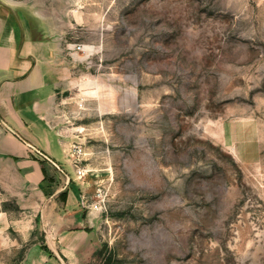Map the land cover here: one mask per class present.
<instances>
[{"label": "rangeland", "instance_id": "1", "mask_svg": "<svg viewBox=\"0 0 264 264\" xmlns=\"http://www.w3.org/2000/svg\"><path fill=\"white\" fill-rule=\"evenodd\" d=\"M68 5L85 49L55 119L105 197L82 264H264V0ZM40 221L0 170V264L46 242Z\"/></svg>", "mask_w": 264, "mask_h": 264}, {"label": "crops", "instance_id": "2", "mask_svg": "<svg viewBox=\"0 0 264 264\" xmlns=\"http://www.w3.org/2000/svg\"><path fill=\"white\" fill-rule=\"evenodd\" d=\"M70 1L0 0L1 187L41 212L49 248L31 243L21 264H82L95 249L96 214L81 204L91 183L77 173L72 143L55 119L59 89L70 85L73 73Z\"/></svg>", "mask_w": 264, "mask_h": 264}, {"label": "built area", "instance_id": "3", "mask_svg": "<svg viewBox=\"0 0 264 264\" xmlns=\"http://www.w3.org/2000/svg\"><path fill=\"white\" fill-rule=\"evenodd\" d=\"M73 50L76 51H83L84 44L78 42V43H73V46H71ZM84 147L81 145L79 142H73L71 145V154L72 156H80L81 154H84ZM76 171L79 175H85L88 170L85 169L84 166L76 164ZM95 196L94 198L92 195L88 193H82L81 197V204L83 207L87 208V212L89 214H96L97 212H101L102 209L104 208L105 205V197L102 195V188L100 185L97 186L95 190Z\"/></svg>", "mask_w": 264, "mask_h": 264}, {"label": "trees", "instance_id": "4", "mask_svg": "<svg viewBox=\"0 0 264 264\" xmlns=\"http://www.w3.org/2000/svg\"><path fill=\"white\" fill-rule=\"evenodd\" d=\"M42 247L46 250H49L48 246L45 243L42 244Z\"/></svg>", "mask_w": 264, "mask_h": 264}]
</instances>
